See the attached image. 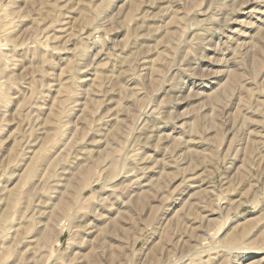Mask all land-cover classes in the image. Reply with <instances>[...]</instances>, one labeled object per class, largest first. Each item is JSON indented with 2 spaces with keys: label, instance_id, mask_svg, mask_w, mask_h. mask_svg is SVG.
I'll return each instance as SVG.
<instances>
[{
  "label": "rangeland",
  "instance_id": "rangeland-1",
  "mask_svg": "<svg viewBox=\"0 0 264 264\" xmlns=\"http://www.w3.org/2000/svg\"><path fill=\"white\" fill-rule=\"evenodd\" d=\"M0 264H264V0H0Z\"/></svg>",
  "mask_w": 264,
  "mask_h": 264
}]
</instances>
